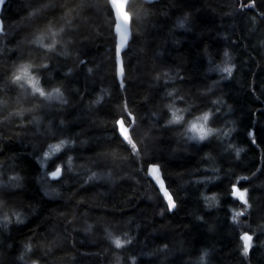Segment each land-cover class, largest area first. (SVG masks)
<instances>
[{"label": "trees", "instance_id": "16d2710c", "mask_svg": "<svg viewBox=\"0 0 264 264\" xmlns=\"http://www.w3.org/2000/svg\"><path fill=\"white\" fill-rule=\"evenodd\" d=\"M45 2L7 0L1 14L0 264H264V0H131L123 77L107 0ZM49 27L59 43L46 52L31 41ZM23 63L66 103L13 83ZM170 104L181 124H168ZM206 111L218 131L193 140L186 129Z\"/></svg>", "mask_w": 264, "mask_h": 264}, {"label": "snow or ice", "instance_id": "6c2138e0", "mask_svg": "<svg viewBox=\"0 0 264 264\" xmlns=\"http://www.w3.org/2000/svg\"><path fill=\"white\" fill-rule=\"evenodd\" d=\"M5 3V0H0V6H2ZM107 3L112 6V8L115 10V16H116V23H115V31L118 36V44L116 46V56H117V74L120 77H123L124 75V64H123V58H122V51L126 47L130 36V26L132 24V13L127 10V6L129 4V0H107ZM45 6H50L52 4V0H46L44 3ZM38 14V13H37ZM32 15V14H30ZM183 24H181V27ZM63 31V29H61ZM58 35L57 32L52 31V28L49 27L47 31L43 32L41 35L37 36L34 40L31 41L33 45L38 46L41 49L46 50V52L54 51L59 43L58 40L55 39V37ZM51 37V43H45V39L47 37ZM62 55H65L66 52L61 53ZM228 53L225 52V56H227ZM42 67H47L46 64L42 65ZM89 72L92 71V69H88ZM222 72L227 73L230 77L232 74L233 69L231 67H224L221 69ZM12 82L19 86L21 89H30L31 94L33 96H38L40 98H43L46 101H51L53 99L61 102H65L63 100V92L59 87H56L52 89L51 91H46L44 87L41 85V80L38 79V77L33 72V65L31 63H23L20 64L17 72L13 74L11 78ZM168 95H173L172 92H169ZM102 99V97H101ZM213 103H217L216 101H213ZM168 108L171 110V118L168 120L169 125L174 124H181L184 121V117L182 115H179L180 109L176 108L174 104L168 105ZM213 113L211 111H206L202 115L198 116L195 121H193L186 129L187 132H190L194 134L191 139L193 140H199L201 142L209 139L211 136L215 135L217 133V129L214 127L209 126V122L212 118ZM131 116V114H129ZM63 123V122H61ZM116 126L118 130L123 128L124 131H121L120 134L122 138H124L126 141H129L132 145V147L135 149V151H139L138 146H136L135 141L131 139L130 135V128L126 126L125 121L123 118L116 120ZM129 124L132 123V120L130 119L128 121ZM68 141L61 140L58 144L52 145L51 147V153H58L62 146L66 145ZM231 147V146H230ZM242 149L236 150L237 157L239 156V153ZM50 155L49 152H46L44 154L45 157H48ZM68 166H71L72 159L69 158L67 160ZM150 173L155 177L157 182L160 185V188L163 189V195L167 200L168 208L169 210H173L176 207L175 201L173 200L172 195L168 192V190L164 186L163 180L160 179L159 172L160 167L159 165L153 164L150 166L149 169ZM63 174V166L56 167L54 171L50 173V176L52 179H59L61 175ZM95 176V173H93V176H90L89 179H92ZM232 194L238 198L240 201H242L245 205L248 204L247 200V189L241 191L239 187L236 185H233L232 187ZM243 212H236L235 216L239 217L243 215ZM91 227V226H90ZM109 236L112 240V243L115 245L116 248H122L126 243H131V240H123L119 237H111V234L109 233ZM252 236L245 234L242 236L243 240V250L244 255L247 256L251 250L252 247ZM28 250L31 251V245L27 246ZM207 255V253H205ZM133 264H135V260L133 259Z\"/></svg>", "mask_w": 264, "mask_h": 264}, {"label": "water", "instance_id": "95a60500", "mask_svg": "<svg viewBox=\"0 0 264 264\" xmlns=\"http://www.w3.org/2000/svg\"><path fill=\"white\" fill-rule=\"evenodd\" d=\"M6 1H7V0H5V3H6ZM130 1H131V0H129V4H130ZM145 1H147V2H155V1H158V0H145ZM5 3H4L2 6H0V28L3 27V19H2L1 14H2V11H3V8H4ZM129 4H128V6H127V10H128V11H130V10H129ZM113 10H114V9H113ZM114 12H115V10H114ZM130 32H131L130 39H129V41H128L126 47L124 48V50H123L122 53H121L122 58H123V53H124V51L128 48L129 43H130V41H131V39H132V37H133L132 24H131V26H130ZM118 42H119V41H118ZM118 42H117V44H118ZM123 64H124V61H123ZM125 124H126V123H125ZM126 126H128V125L126 124ZM124 130H125V129H124L123 126H122L121 129H120V132H121V131H124ZM153 164L159 165V167H160V172H159L160 179L163 180L165 188H166V189L168 190V192L172 195L173 200L175 201V204H176V207H175V209H176V208H177V202H176V200H175V197H174L172 191H171V190L169 189V187L167 186V182H166V180H165V178H164V174H163V171H162V168H161L160 164H158V163H150V164L148 165V167H147V171H148V173L150 174L151 178L153 179V181L155 182V184H156L157 187L159 188V190H160L162 196L164 197V195H163V191H164V190L160 188L159 183L157 182V180L155 179V177H154V176L150 173V171H149L150 166L153 165ZM164 199H165V201L167 202V200H166L165 197H164ZM167 204H168V203H167ZM175 209H173V210H175ZM173 210H171V211H173Z\"/></svg>", "mask_w": 264, "mask_h": 264}, {"label": "rangeland", "instance_id": "374dc122", "mask_svg": "<svg viewBox=\"0 0 264 264\" xmlns=\"http://www.w3.org/2000/svg\"><path fill=\"white\" fill-rule=\"evenodd\" d=\"M192 135H194V134H192ZM51 148H50V150H48L47 152H49L50 154H52L51 152ZM3 220H5L6 219V217L4 218L3 216L1 217Z\"/></svg>", "mask_w": 264, "mask_h": 264}]
</instances>
